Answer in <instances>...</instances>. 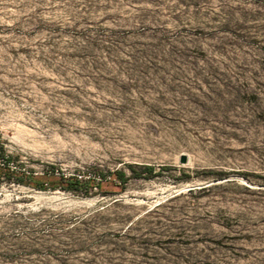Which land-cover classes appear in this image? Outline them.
Segmentation results:
<instances>
[{
    "label": "rangeland",
    "instance_id": "rangeland-1",
    "mask_svg": "<svg viewBox=\"0 0 264 264\" xmlns=\"http://www.w3.org/2000/svg\"><path fill=\"white\" fill-rule=\"evenodd\" d=\"M0 152V264H264V0H0Z\"/></svg>",
    "mask_w": 264,
    "mask_h": 264
},
{
    "label": "trees",
    "instance_id": "trees-1",
    "mask_svg": "<svg viewBox=\"0 0 264 264\" xmlns=\"http://www.w3.org/2000/svg\"><path fill=\"white\" fill-rule=\"evenodd\" d=\"M0 156L2 157V153L0 152ZM2 160V159H1ZM147 174L151 177L155 173L153 172L154 169L152 167L145 168ZM53 167H49L47 170L48 172H45L44 175L40 178H37L32 171H28L27 174L23 172L16 173L14 171H10L12 175L14 173L20 175L19 181L20 183L26 184L32 188H35L37 190H45L46 188H51L54 190L55 188H60L65 191H71V192H82L87 193L88 189L93 187L91 186V182L89 179H79L77 177H66L63 174H59L58 176H55ZM9 171V170H7ZM135 176H138L135 174L134 171H132ZM2 175V168H0V178ZM116 178L118 179L120 185H123L125 183V177L121 172L115 173Z\"/></svg>",
    "mask_w": 264,
    "mask_h": 264
}]
</instances>
